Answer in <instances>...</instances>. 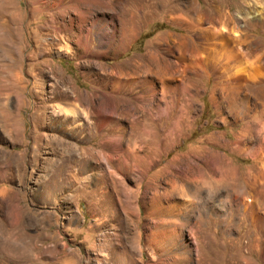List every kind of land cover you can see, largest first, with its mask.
Returning <instances> with one entry per match:
<instances>
[{
  "label": "rangeland",
  "instance_id": "1",
  "mask_svg": "<svg viewBox=\"0 0 264 264\" xmlns=\"http://www.w3.org/2000/svg\"><path fill=\"white\" fill-rule=\"evenodd\" d=\"M114 24L134 26L126 47L107 40ZM221 27L264 68V0H0V249L39 245L20 264H264V164L246 151L264 117L225 94L235 69ZM147 48L160 53L153 67L199 63L185 70L174 139L162 136L178 110L158 119L159 94L137 82L153 75ZM117 77L131 88L111 94ZM232 183L240 197L258 193V213H233ZM238 240L248 255L231 249Z\"/></svg>",
  "mask_w": 264,
  "mask_h": 264
},
{
  "label": "bare ground",
  "instance_id": "2",
  "mask_svg": "<svg viewBox=\"0 0 264 264\" xmlns=\"http://www.w3.org/2000/svg\"><path fill=\"white\" fill-rule=\"evenodd\" d=\"M142 1L149 2V0H142ZM133 30H134V26L133 25H125L124 24V25H121L120 26V29H116V25L114 24V25H112V30H111L110 34H107L106 35L107 36L106 38L111 43H116V44H119V46L122 45V46L126 47L128 45V43L130 42V40H131V34L130 33H133ZM221 30H225V28L224 27H221L220 28V32H219L220 33L219 34L220 37H219V42L218 43H220V47H221L220 50L223 51L224 53H226L228 55L227 58H229V60L232 62V64L230 66H231V68L235 69L234 71H232V76H233V79H234L233 81L234 82L230 83L229 85L224 86L225 94H227V97H230V104L231 105H239V106H242L247 111H250L251 109L252 110H255V112L256 113H259L260 116H261V118H263L264 117V87L263 86H253L254 84H252L251 86H248V83H247L249 81H253V82H256L257 83L259 81L258 80V77L259 76H263L264 77V68L262 66H260L261 64L258 66L259 67L258 69L252 68L253 65H254L253 63L254 62H257L258 60H260L261 53H259L255 49H251V48H248V47L247 48H244L242 46L243 43H245L244 42V39H241V38H233V37L232 38H229L227 35L226 36L223 35L221 33ZM117 31L120 33L119 36H116V32ZM128 32H130V33L128 34ZM212 35H208V36L206 35V37H204V38L202 37V38L204 40H206V39H208V37H213ZM166 37H167L166 35H162L160 39L161 40H164V39L166 40ZM157 43H159V41H156L154 44L157 45ZM159 54L160 53L158 52V49H156V48H153V49L147 48V51L144 54V56L146 57V60H147V62H146L147 73L148 74L149 73L150 74L152 73L153 75L151 74L152 77H148L147 74L142 75V78H140V80L137 81V82L139 83V85L146 87V89L149 92L150 98L156 97L159 94V97L156 99V102H155L156 107L159 109L158 110V112H159L158 119L161 120V118L163 117V115L169 113L168 110L170 108L174 107V106L178 110V113L176 114V117H174L172 119L171 123H170L171 124L170 128L162 136V139L163 140H166L168 138L169 139H174L177 130L180 128L179 126H180L181 122L184 120V110H183V106L181 104L179 95L182 94L181 92H183L184 89H187L188 90V87L186 86L185 81H184V79H186L185 78V70H186V67H189V68L192 69V71L195 72V71H197V67H199V63L197 62L198 61L197 60V57H195L193 59H190L191 64H189L186 67L184 65H179V61H175L174 62L175 65H173L168 60L167 56H164V61H163L162 64H159V62H158V63H156V65L154 67L151 66L152 65L151 63L153 61L158 60L157 58H158V55ZM250 57H253V61L249 63V68H246L245 66L242 67L241 66L242 65V61L244 59L246 60L247 58H250ZM162 60H163V58H162ZM230 61H229V63H230ZM170 64L172 65L171 71L169 70L170 69ZM224 65H225V63H224ZM220 66L221 65H219V68H220ZM210 67L212 69H214L213 66H210ZM223 69H225V68H223ZM229 69H230V67H229ZM222 72H224V71H222ZM221 76H222V74H221ZM221 76H220V78H221ZM129 80H130V78H128V79L126 78L125 82H123L120 77H117L113 81V83H112V88H111L110 93L113 94L115 92H118L120 90V88H123L126 85L128 86V89H130L131 86L128 85ZM229 80L231 81V79H229ZM251 100L253 102H251ZM162 102H163L164 105H162ZM250 103H252V106H251ZM149 104H151V103H149ZM108 119L109 118H107V117L106 118L103 117L100 120V125L106 124L107 121H109ZM117 124H119V123H117ZM112 129H113V127H112ZM114 137H116V136H114ZM249 143L251 145L248 146V148H247L246 151H248V153L254 159L260 158V160L264 164V147H263V144H264V126H262V135H258V136H255L254 135V136H252V138L249 139ZM238 148L243 150V147H241V146H238ZM124 151H126V150H124ZM93 152H95V151H93ZM93 152L90 151L88 157H93V155L95 154ZM103 152H104V150H103ZM72 153H71V155H72ZM128 153H132L133 155H137L135 153V150H128ZM110 157H111V155L109 154L108 157H106V159L109 161V167H111L110 168V173H111L112 172L113 165L111 163ZM82 159H83V157H82ZM86 159H85V161H86ZM155 161H156L155 157H152V158H150V160L148 161V163H150L152 165V163H154ZM86 166H88V165H86ZM259 172L262 173V174H264V168H260ZM211 179H212V181H214L215 184H218V185H221V186H225L227 184V179H225L222 175H214V176L211 177ZM237 187H238L237 183H232V188H233L234 194L232 196L230 206H234V208H232L233 209V213L237 212L240 206L244 207V209H247V207H249V206L252 207L257 202V199H258V196H257L258 193L256 191H254L251 194V196H249L247 198H244V196L243 197H240V194L237 192ZM194 191L196 192L197 191V188H195ZM239 210H241V209H239ZM252 211H256L257 212V209L254 207ZM252 220L255 221V222H257V223H260V222L263 221L260 216H256V217H253L252 216ZM1 223L3 224V222H1ZM4 229H3V231H4ZM9 238H11V237H9ZM29 240H31V239H29ZM6 241H7V243H6ZM6 241L4 242V245L5 246H3V250L0 249V253L2 255H5L6 256V257L5 256H2V257H5V258H9L10 257L9 259H10V261L13 264H16L15 262H18L20 264V262H23V261H25V262H32V260L35 258V256L32 255L33 253H31L30 249H35V251L37 252V255L39 253V249H40L39 248V245L31 244V245H29L31 247L30 248V247H28V244L27 245H24L25 242H24V244L22 243L20 245L19 243L16 242V240L6 239ZM239 241L240 240H238L235 244L230 245V246H231V249L232 250H237L238 253L242 254L243 257H244V256L248 255V253H250V250H251V248L248 246V242L249 241L243 242V243H241ZM31 242H32V240H31ZM244 247H246V250H243ZM253 247H254V249H257L258 248V245L254 244ZM48 251H50V250H48ZM18 252H21L22 255H19L18 257H16L15 255ZM263 253H264V251H263ZM37 255H36V257H37ZM250 263H251V261L249 262L247 260L245 262V264H250Z\"/></svg>",
  "mask_w": 264,
  "mask_h": 264
}]
</instances>
